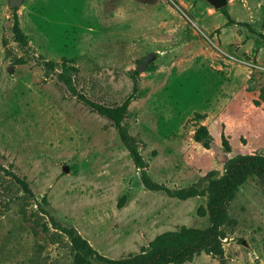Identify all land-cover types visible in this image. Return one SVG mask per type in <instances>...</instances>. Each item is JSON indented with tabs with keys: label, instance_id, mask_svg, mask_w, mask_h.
<instances>
[{
	"label": "rangeland",
	"instance_id": "1",
	"mask_svg": "<svg viewBox=\"0 0 264 264\" xmlns=\"http://www.w3.org/2000/svg\"><path fill=\"white\" fill-rule=\"evenodd\" d=\"M225 8L0 0V264H264V176L210 232L212 181L264 158V0Z\"/></svg>",
	"mask_w": 264,
	"mask_h": 264
},
{
	"label": "trees",
	"instance_id": "2",
	"mask_svg": "<svg viewBox=\"0 0 264 264\" xmlns=\"http://www.w3.org/2000/svg\"><path fill=\"white\" fill-rule=\"evenodd\" d=\"M228 18L229 14L226 8L220 9ZM92 106L101 114L108 116L113 119L117 125L120 135L123 140L129 144L130 136L127 133V129L123 124L125 118V108H109L99 105L97 103H92ZM207 129L205 127H199L197 130V137L199 139L207 136ZM143 170L141 172V179L143 184L151 190H160L165 188L157 183H155L145 170V166H142ZM258 174L259 176H264V158L257 157L254 155L238 156L236 158L230 159L226 169L225 175L220 180L212 181L209 187L210 200H209V210L211 214V227L210 232L217 237V230L223 220L224 211L226 204L234 197L235 191L239 184L243 183L250 174ZM19 183L22 185L25 192L32 194L29 184L19 177H17ZM169 193V189H166ZM191 194V192H190ZM178 197H185L190 195H184L180 193ZM190 248L187 246L177 247L171 252H162L161 257H163L166 263L179 262L180 260L186 258L190 252ZM124 264V263H121ZM154 264V263H151Z\"/></svg>",
	"mask_w": 264,
	"mask_h": 264
},
{
	"label": "water",
	"instance_id": "3",
	"mask_svg": "<svg viewBox=\"0 0 264 264\" xmlns=\"http://www.w3.org/2000/svg\"><path fill=\"white\" fill-rule=\"evenodd\" d=\"M208 1L215 9L220 10L223 7H226L229 3V0H206ZM23 0H9V4L12 7H19L22 4ZM146 61H144L139 67L138 70H143L146 65Z\"/></svg>",
	"mask_w": 264,
	"mask_h": 264
}]
</instances>
